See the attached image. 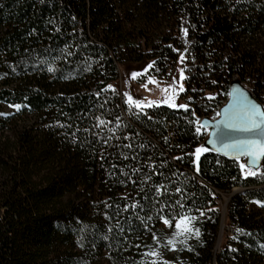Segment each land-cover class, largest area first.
<instances>
[{"label": "trees", "instance_id": "trees-1", "mask_svg": "<svg viewBox=\"0 0 264 264\" xmlns=\"http://www.w3.org/2000/svg\"><path fill=\"white\" fill-rule=\"evenodd\" d=\"M143 60L264 107V0H0V264H264V158L208 148L197 171L200 110L119 90Z\"/></svg>", "mask_w": 264, "mask_h": 264}, {"label": "rangeland", "instance_id": "rangeland-1", "mask_svg": "<svg viewBox=\"0 0 264 264\" xmlns=\"http://www.w3.org/2000/svg\"><path fill=\"white\" fill-rule=\"evenodd\" d=\"M150 63H153V61L143 60L141 62L124 63L120 66L121 75L118 87L128 107L137 108L135 107V104H130L128 102L129 96L132 97L133 101L139 102L142 107H148L147 105L149 104H152V106L169 105L168 103L163 102L166 97L163 89L169 88L170 92L175 89L178 93L173 97V100L177 105H186L187 108L196 106L201 112V118L209 117L210 119L215 120L220 116L221 109L230 98V93H227L224 90H203V88H194L191 89L192 91L186 93L187 83L185 82V79H180V69L177 73L168 77L167 75L160 74V70L153 64V67L148 69L147 73H144L145 68ZM132 73L144 74L133 78ZM183 75L185 76L184 73ZM149 79L155 81V83H150ZM177 82L182 83L184 88L183 92L178 91ZM204 132L206 134V138L202 141L199 147L203 146L207 148L205 142L210 134V129H206ZM240 162L244 165L245 158L241 159ZM230 193L218 192L219 196L217 201L221 211L226 206Z\"/></svg>", "mask_w": 264, "mask_h": 264}, {"label": "water", "instance_id": "water-1", "mask_svg": "<svg viewBox=\"0 0 264 264\" xmlns=\"http://www.w3.org/2000/svg\"><path fill=\"white\" fill-rule=\"evenodd\" d=\"M251 104L256 105L257 107H259L261 112H264L263 105L248 89H246L241 84L239 80L232 81L230 88V98L228 102L221 109L220 116L215 120H212L209 117H204L200 121L202 126L210 129V134L205 142L207 148H211V149L221 148L222 144H230L238 140L254 139L264 142V117L258 116L255 118L257 122H261V129L256 130L253 134H249L244 131H240L238 129L226 128V123H233L236 125L246 124L248 121L244 113L247 111V109L250 107ZM222 131L227 133L223 137L220 136V133ZM210 141H212V143H210ZM219 152L228 156L235 157L236 155L234 150L232 149L222 150ZM240 158H246L248 166L259 168L262 164L264 156L257 158L255 164L252 163V158L248 156H240ZM242 189L243 188L239 186L234 187V189L232 190V192L228 197L226 206L222 210V224H221L220 235L217 244L219 250H221V242L226 225L225 221L227 216V205L230 202V200L234 197V195L239 191H241Z\"/></svg>", "mask_w": 264, "mask_h": 264}, {"label": "snow or ice", "instance_id": "snow-or-ice-1", "mask_svg": "<svg viewBox=\"0 0 264 264\" xmlns=\"http://www.w3.org/2000/svg\"><path fill=\"white\" fill-rule=\"evenodd\" d=\"M184 35H187V29H184ZM184 60V56L181 55L180 57V61L181 63ZM153 63H150L147 65V67L144 70V73H147L148 69H151L153 67ZM180 79L184 80L186 79V77L183 75L184 73V69L181 68L180 70ZM144 73H132V77L136 78L139 75H143ZM150 83H155V81L149 79ZM178 83V82H177ZM109 88H111V85L108 86ZM171 88V86H170ZM178 91L179 92H183L184 88L182 83H178ZM163 92L166 94L165 100L163 101L164 103H168L171 107H180V108H187L186 105H177L174 100L173 97L174 95L178 94L177 91L174 89L172 92L169 91V88H165L163 89ZM128 102L130 104H135V107L140 108L142 107V105L139 102H135L132 100V97L129 96L128 97ZM250 103V102H249ZM149 107L152 106V104L147 105ZM17 109H19V105L15 106ZM245 117L247 118V123L243 124V125H236L233 123H226V128L227 129H238L240 131H244L246 133L249 134H253L256 130L261 129V122H257V120L255 119L256 117H264V112H261L259 107H257L254 104H251L250 107L247 109V111L244 113ZM101 123H103V121H101ZM197 132L200 131V128L198 127L196 129ZM227 133L225 132H221L220 136L223 137L224 135H226ZM210 143H212V141H210ZM228 149H232L235 152V158L239 159L240 156H248L250 158H252V163L255 164L256 163V159L264 156V142L260 141V140H254V139H248V140H238V141H234L233 143L230 144H222L221 148H217L215 149L216 151H222V150H228ZM209 151L208 148L206 147H199L196 148L194 153H192V155L195 157L193 163L196 166V170L199 171V162H200V156ZM179 159V158H178ZM240 168L243 170L245 168V165L241 164ZM246 176H253L256 175V172L254 171H247L245 172ZM195 217H190V216H181L180 219L176 222L175 227L177 229V231L175 232V236L179 237V236H185V238L187 239V236L189 235H194L196 237L200 236V230L198 228H193L192 227V222L195 220ZM164 223L168 224L170 223L169 220H165ZM237 233H242L243 230L240 228L236 229ZM186 239L180 241V243H186ZM233 239H235V237H233ZM168 245H171V247L173 249H175V244L176 241L173 240H169ZM150 255H157V253L152 252L149 253ZM152 264H156L155 261L152 262Z\"/></svg>", "mask_w": 264, "mask_h": 264}]
</instances>
